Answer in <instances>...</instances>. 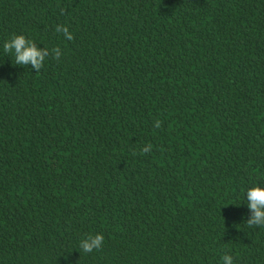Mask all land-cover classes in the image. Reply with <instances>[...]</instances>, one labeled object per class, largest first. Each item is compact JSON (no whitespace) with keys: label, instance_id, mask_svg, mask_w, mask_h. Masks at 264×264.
I'll return each instance as SVG.
<instances>
[{"label":"trees","instance_id":"16d2710c","mask_svg":"<svg viewBox=\"0 0 264 264\" xmlns=\"http://www.w3.org/2000/svg\"><path fill=\"white\" fill-rule=\"evenodd\" d=\"M255 186L264 0H0V264H264Z\"/></svg>","mask_w":264,"mask_h":264},{"label":"clouds","instance_id":"9594fccd","mask_svg":"<svg viewBox=\"0 0 264 264\" xmlns=\"http://www.w3.org/2000/svg\"><path fill=\"white\" fill-rule=\"evenodd\" d=\"M57 33H63L66 40H73L74 36L69 31L67 26L57 25L55 28ZM5 53L14 55L15 65L31 66L37 72L44 66L46 58L54 56L59 59L61 50L59 47L49 49L48 47L40 48L36 42L28 39L24 35H14L10 40L3 44ZM155 127H162V122L157 120ZM152 148L149 144L142 149V153H147ZM247 206L251 211V216L246 220L248 227H264V187L255 186L248 189L246 193ZM104 236L103 234L89 235L80 241V249L84 253H91L94 250H100L103 247ZM223 264H234L233 257L225 254L222 256Z\"/></svg>","mask_w":264,"mask_h":264}]
</instances>
